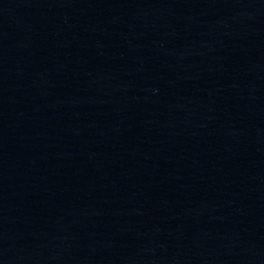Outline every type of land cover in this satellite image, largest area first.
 Masks as SVG:
<instances>
[{
    "label": "water",
    "instance_id": "95a60500",
    "mask_svg": "<svg viewBox=\"0 0 264 264\" xmlns=\"http://www.w3.org/2000/svg\"><path fill=\"white\" fill-rule=\"evenodd\" d=\"M177 0H0V264H132Z\"/></svg>",
    "mask_w": 264,
    "mask_h": 264
}]
</instances>
